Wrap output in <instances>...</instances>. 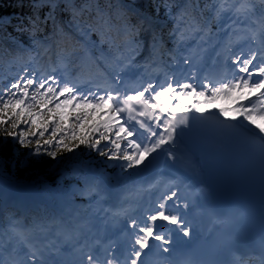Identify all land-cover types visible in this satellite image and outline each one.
Listing matches in <instances>:
<instances>
[{"label":"snow or ice","instance_id":"snow-or-ice-1","mask_svg":"<svg viewBox=\"0 0 264 264\" xmlns=\"http://www.w3.org/2000/svg\"><path fill=\"white\" fill-rule=\"evenodd\" d=\"M61 3L71 11L73 21L92 10L89 2L78 7L73 0H33L34 9L47 6L50 11L44 21L38 14L29 17L28 27L18 25L17 31L30 30L34 36L49 20L55 31V13ZM137 3L142 9L151 8L152 14L136 23L120 5L112 14L96 6L97 19L104 26L102 42L107 40L116 48L115 55L101 57L104 71L90 60L75 64L73 51L65 48H59L54 59L44 60L43 54L34 56L20 46L17 56L8 61L17 65V71L0 86V149L10 139L32 149L27 155L36 159L28 163L40 157L59 162L65 154L79 156L83 146L115 162L122 181L133 184L162 162L175 165V149L184 129L207 123L210 117L222 129L259 140L264 149V8L259 28L253 29L246 23L254 11L252 0H211L203 7L199 0ZM260 3L264 6V0ZM161 10L173 25L168 31L174 44L166 53L169 59L161 55L164 37L157 30ZM113 17L119 23H113ZM145 23L151 29V45L141 63L137 57L144 49L139 37L148 30ZM113 31L119 43L110 35ZM33 43L44 54L48 52L39 40ZM5 55L0 49V65ZM136 68L143 71L135 77L125 75ZM3 79L7 77L0 71ZM20 163L28 166L23 160ZM97 171L103 175V170ZM87 183L89 192L82 194L94 193L99 205L106 196L104 188L94 179ZM187 207L180 203L175 188L147 205L139 198L127 207L122 204L113 217H124L129 239L121 251L108 245L102 255L88 244L91 221L75 223L76 234L84 236L77 264H168L172 236L191 234L179 211ZM44 230L39 223L28 225L19 220L0 225V264H58L47 258L46 246L38 242V233Z\"/></svg>","mask_w":264,"mask_h":264},{"label":"trees","instance_id":"trees-1","mask_svg":"<svg viewBox=\"0 0 264 264\" xmlns=\"http://www.w3.org/2000/svg\"><path fill=\"white\" fill-rule=\"evenodd\" d=\"M119 1L122 3L120 4ZM73 0L79 7L84 3L89 2L92 5V10H85L84 13L73 21L70 10H65V5L60 4L57 9L56 30L54 31L53 22L51 20L40 25V30L33 36L31 31H17V26L28 27L29 17L35 18L38 14L41 21H44L50 9L45 6L40 9L33 8V0H0V49L6 53L4 62L0 65V71L3 72L7 79L0 80V86L7 84L12 78V74L17 71V65H9L8 61L17 56L20 52V46L29 49L31 54L36 56L43 54V59L46 60L49 56L55 58V54L59 48H65L73 51L74 62L79 64L86 53V45L90 47L93 54L96 55V60L89 58L87 60L94 61L96 67L105 66L104 60L101 57H110L115 55L116 48L105 40L102 42L101 32L104 31L103 21L97 19L96 6L109 14L115 11V6L120 5L121 10L127 13L133 23L140 20L142 15H151L152 9H142L139 7L137 0ZM254 8L262 12L264 6L260 0H252ZM200 6L205 3H211V0H199ZM139 9L140 14H136L130 9ZM207 15V12L205 13ZM160 25H157V30L164 37V44L161 48V55L164 59H169L166 53L174 48L172 40L168 38V31L173 26L171 21H166L161 10ZM113 23H119L113 17ZM165 22V24L163 23ZM166 25V26H165ZM145 29H148V24L145 23ZM62 29V33L60 32ZM117 43L120 38L116 36L115 31L110 34ZM151 37V29L143 31L139 39L147 43L146 38ZM33 40H39L48 48L46 54L43 53V48H37ZM24 59H27V54H23ZM88 56V55H87ZM88 58V57H87ZM3 139V138H0ZM32 149L24 148L19 144H13L9 139L7 146L0 149V159L3 163L0 165V181L27 184L30 183L39 190L46 200L55 205L57 198L63 194L71 185H76L79 189L78 193L73 194L70 198L75 205L74 209L77 212L85 211L89 198L87 197L89 188L84 185L87 175H94L99 179L106 181L113 186H121L124 181L121 179L120 169L115 167V162L108 161L104 157L98 156L94 151H88L83 146L79 149L80 155L65 154L60 157V161L52 160L49 157H40L38 162L28 163L30 160H35L34 157H29L27 154ZM25 161L28 166H23L20 162ZM97 170H103V175ZM4 208V209H3ZM53 212L47 205L38 203L29 209V216L34 217L38 222H47ZM9 220L26 221L27 218L20 216L18 210H14L10 206L2 207L0 201V225H6Z\"/></svg>","mask_w":264,"mask_h":264},{"label":"bare ground","instance_id":"bare-ground-1","mask_svg":"<svg viewBox=\"0 0 264 264\" xmlns=\"http://www.w3.org/2000/svg\"><path fill=\"white\" fill-rule=\"evenodd\" d=\"M140 72L142 71L136 68L125 75L135 77ZM175 151L178 156L175 165L168 161L158 166L164 167L167 172L156 190H159L161 195L167 192V188L172 189V186L168 185L171 181L179 180L177 189L180 190L178 193L180 203L188 205L187 208H179V211L187 222L191 221L193 225L190 226V236H184L180 232L172 236L169 256L173 254L175 248L191 246L201 235L199 225L196 226L195 222L199 220L201 211L209 208L211 204V192L205 175L207 167L200 163L197 156L204 158L213 171L215 170L238 187L264 220V149L259 140L222 129L216 123L215 117H210L207 123L184 129V135L179 139ZM197 209L200 210L199 213H196ZM119 225L116 222V226L119 227ZM127 231L129 230L125 229L124 232ZM111 240L119 245L117 238H111L106 241V246ZM96 246L97 244L92 245V249ZM73 247L71 240V248ZM116 250L121 251L122 249L116 248ZM61 260L66 264H77L78 259L74 258L71 253H65Z\"/></svg>","mask_w":264,"mask_h":264},{"label":"rangeland","instance_id":"rangeland-1","mask_svg":"<svg viewBox=\"0 0 264 264\" xmlns=\"http://www.w3.org/2000/svg\"><path fill=\"white\" fill-rule=\"evenodd\" d=\"M132 10L136 14H140L138 8ZM143 16H148V15H142L141 17ZM260 17H261V13H257L254 16V19L257 22V25H254L252 20L253 15L251 14V19L246 21V23L250 25L253 29H257L259 28ZM149 45H151V43H149ZM149 54H150V49L147 48V50H145L142 55H139L137 57V62L142 63L143 60L149 56ZM140 70L143 71V69ZM163 159L164 158L162 157V160ZM166 172L167 171L164 167L157 166L146 172L143 176L137 178L138 182L135 183L134 185H130V187H127L129 192L123 194L125 199L127 198L126 202L120 201L115 191L109 188L104 181L97 180L98 177H94L93 175H88L86 177L87 180L85 185L89 187L87 181L94 179L97 184H99L102 188H104L107 195L105 196V199L107 197L109 201L106 203L104 199L103 201L100 202L99 205H97L96 204L97 197H94L90 200L89 205L85 206L86 211L81 213L74 210V205H72V199L70 198L73 194L77 193L79 189L76 185L70 186L57 199L58 227L51 226L50 228H44V229H49L48 232L45 233L44 231L46 230H44L42 233L38 234L39 237H42L43 235L49 237V241L52 244V246H50L49 248L57 250V252L51 250L50 253H47L46 255L47 258L51 261L56 260L58 264H65L61 260V257L64 253L67 252L72 253L74 257L78 258L79 251L78 249L76 250L75 247L77 245L81 247L84 244V237H81L80 235L76 234L74 230V224L83 223L89 220L91 221V223L88 224V227L91 229V232L89 233L88 244L92 243L93 245L96 240L100 242L98 244V247L97 246L96 248L93 247L92 251L94 253L102 255L100 252L101 251L100 244L103 241L108 240L110 238H119L121 240L119 245L122 248H124L125 245L127 244L128 237L127 236L119 237V236L124 234V229L127 228V222L124 219V217H120L119 218L120 226L116 227V221L118 219H115L113 217V213L120 211V206L122 204L125 207H127L129 202L134 203L137 198L140 199L143 205H147L150 201L154 202L155 199L159 196L158 195L159 192H157L155 188H153L155 187L153 185H155L157 181L161 180ZM173 184L178 186L179 183L174 182ZM19 188H21L20 203H22L21 205L23 209L28 208L29 205L33 203V201L40 198V194L30 186H20ZM144 188H146L147 191H141V189ZM8 194L10 196V193ZM7 198L8 195L4 197V199ZM114 206H116L117 208H113ZM138 213L140 214V210H137L136 214L139 215ZM71 240H73V242L77 241L75 243L74 248L72 249L69 247L71 245ZM64 243H66L67 246H63Z\"/></svg>","mask_w":264,"mask_h":264}]
</instances>
